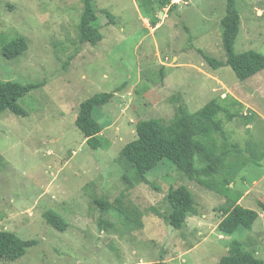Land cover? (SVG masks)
I'll return each instance as SVG.
<instances>
[{"label": "rangeland", "instance_id": "rangeland-1", "mask_svg": "<svg viewBox=\"0 0 264 264\" xmlns=\"http://www.w3.org/2000/svg\"><path fill=\"white\" fill-rule=\"evenodd\" d=\"M141 1L95 0L104 38L92 45L79 41L83 0H0V78L44 83L19 99L27 115L0 114V228L38 240L23 257L0 264H220L235 238L264 260V159L247 166L249 184L237 182L245 190L242 205L260 216L251 230L233 236L218 228L227 199L189 180L171 160L148 173L154 185L137 181L135 169L129 171L133 185L123 178L129 167L120 152L136 138L138 120L169 122L177 105L195 112L214 97L243 104L233 107L241 112L232 120L220 115L230 143L264 152V70L243 81L199 51L226 58L227 0ZM236 2L242 19L236 51L264 54V0ZM21 36L28 50L15 59L3 56L2 47ZM113 91L96 110L100 122L111 124L93 149L76 125L80 104ZM180 185L193 192L196 213L177 229L166 219V194ZM121 195L125 211H141L139 227L95 202L103 197L117 204ZM49 209L66 219V231L47 223ZM101 220L112 225L103 229Z\"/></svg>", "mask_w": 264, "mask_h": 264}, {"label": "trees", "instance_id": "trees-1", "mask_svg": "<svg viewBox=\"0 0 264 264\" xmlns=\"http://www.w3.org/2000/svg\"><path fill=\"white\" fill-rule=\"evenodd\" d=\"M171 0H158L160 6H166ZM84 6L79 24L80 43L98 44L104 34L96 24L98 14L95 0H83ZM151 6L154 0H142L141 4ZM172 6H177L173 4ZM153 21L154 27L159 23ZM241 14L236 0H227L226 15L221 20L222 42L226 53L224 60L209 56L199 49L207 62L214 68L231 66L240 80H246L264 70V54L256 50L238 53L235 49L238 35L241 31ZM29 48L26 37H17L2 47V54L8 59H15L23 55ZM44 83H23L16 80L0 78V114L11 110L19 115H27V111L18 103L19 99ZM113 92L96 93L80 104L76 125L85 134L87 143L93 149L100 147L99 135L111 123L100 122L96 110L111 101ZM228 97H214L199 110L189 111L185 104L176 106L174 117L165 122L159 118L138 120L136 123V138L132 139L120 152V158L125 167H129L123 174L124 180L133 185L130 169H135V179L153 184L148 173L157 168L163 159L174 162L182 173L200 185L215 191L227 199V206L223 207L222 220L218 228L222 234L233 236L240 229L251 230L259 218L258 210L243 206L240 201L245 190L237 189V182L241 180L243 186L249 184L246 170L249 164L260 163L264 159V152L258 153L247 146L241 149L238 143H230L226 135L224 119L221 114L232 120L241 112L240 108L233 111V107H243L242 102L232 99L226 104ZM246 119L252 117L246 115ZM222 138L221 145L216 138ZM249 153V155H248ZM2 157L0 153V158ZM154 185V184H153ZM169 212L166 216L168 223L174 228L181 229L186 225L189 216L196 213L193 192L185 185L171 186L166 194ZM123 195L116 199L117 204L109 203L105 198H96L95 202L104 209L115 207L124 214L127 222L133 226L142 225L141 211L123 209ZM263 206L264 203L260 202ZM119 204V205H118ZM134 210H136L134 208ZM44 217L51 226L59 231H66V219L53 209L46 210ZM134 223L135 225H132ZM103 229L112 224L101 220ZM37 239H23L16 233L0 228V263L15 261L23 257L30 246L36 245ZM151 264H167L163 259ZM220 264H264V260L257 256L255 250H247L239 239H233L227 253L221 256Z\"/></svg>", "mask_w": 264, "mask_h": 264}, {"label": "crops", "instance_id": "crops-1", "mask_svg": "<svg viewBox=\"0 0 264 264\" xmlns=\"http://www.w3.org/2000/svg\"><path fill=\"white\" fill-rule=\"evenodd\" d=\"M157 26H159V23L157 24ZM157 26H156V27H157ZM243 197H244V196H243ZM243 199H244V198H242V199H241V201H242ZM241 201H240V203L242 204V202H241ZM195 230H196V229H195Z\"/></svg>", "mask_w": 264, "mask_h": 264}]
</instances>
